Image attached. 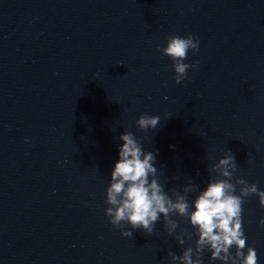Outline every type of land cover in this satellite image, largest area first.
Returning <instances> with one entry per match:
<instances>
[{
  "label": "water",
  "instance_id": "1",
  "mask_svg": "<svg viewBox=\"0 0 264 264\" xmlns=\"http://www.w3.org/2000/svg\"><path fill=\"white\" fill-rule=\"evenodd\" d=\"M189 34L200 47L177 85L157 47ZM144 113L160 117L154 131L137 127ZM129 131L158 152L169 195L191 181L194 201L229 150L236 177L264 191V0H0V264H171L195 248L196 236L178 243L194 232L179 216L173 236L163 217L131 238L110 224ZM261 219L258 196L245 198V254L255 248L258 264Z\"/></svg>",
  "mask_w": 264,
  "mask_h": 264
},
{
  "label": "clouds",
  "instance_id": "2",
  "mask_svg": "<svg viewBox=\"0 0 264 264\" xmlns=\"http://www.w3.org/2000/svg\"><path fill=\"white\" fill-rule=\"evenodd\" d=\"M199 47V39L192 34L187 37L169 36L166 47H157V51L171 59L177 85L187 78L188 71L193 67L184 63L188 53L198 52ZM195 64L198 66L199 62ZM136 123L141 131L147 132L149 129L154 131L161 120L159 116L144 113ZM119 140L123 143L118 149L119 159L106 190L105 203L108 207L105 214L116 229H121L125 223L130 225L132 231L122 230V236L131 238L135 230L141 229L151 235L161 217L168 235L173 236L179 228L173 217L179 216L190 222L194 232H182L176 237L178 243L184 245L185 236L188 239L196 236L198 239L195 248L188 247L181 256L170 252L171 264H203L206 251L210 253V264L216 261L220 264H258L255 248L247 247L245 254L247 237L242 213L245 198L252 196H258L260 206L264 207V191H260L256 184L236 177L238 165L230 150L211 168L215 175L207 187L190 202L187 194L197 192V185L189 181L182 190L183 194L173 189L169 195L158 179L155 167L158 152H145L142 141L130 131L122 134ZM260 225L264 226V219H261ZM233 248L234 254L231 251Z\"/></svg>",
  "mask_w": 264,
  "mask_h": 264
}]
</instances>
